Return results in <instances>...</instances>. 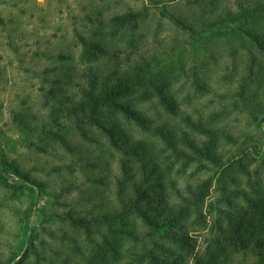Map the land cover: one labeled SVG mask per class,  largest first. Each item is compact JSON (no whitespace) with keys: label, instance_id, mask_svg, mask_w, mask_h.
I'll use <instances>...</instances> for the list:
<instances>
[{"label":"rangeland","instance_id":"rangeland-1","mask_svg":"<svg viewBox=\"0 0 264 264\" xmlns=\"http://www.w3.org/2000/svg\"><path fill=\"white\" fill-rule=\"evenodd\" d=\"M233 3L234 0H0V160L26 172L45 193L43 196L35 186L23 184L11 170H7L8 184L0 178V260L12 254L15 261L19 260L31 232L36 236L39 257L29 254L24 264H85L90 259L118 264L124 260H116L102 247L99 233L92 235L95 244L89 243L81 229L55 218L56 214L72 212L91 219L117 205L119 153L88 120L83 124V136L71 121L56 126L50 119L51 107H58L49 93L55 78L63 77L67 69L78 76L85 66L108 65L105 55L89 62L81 58L79 38L101 45L124 66L140 56L158 60L154 72L159 81L168 87L180 111L194 120L208 123L211 113L227 111L216 126L229 132L234 142L221 141L218 149L224 159L247 155L252 160L251 173L258 171L251 180L264 193V122L252 123L245 107L233 110L230 106L238 82L246 74V51L234 37L210 31L196 35L170 19L171 15L182 18L199 31L201 22L211 25L225 8H233ZM129 11L137 17L108 24L110 17ZM257 27L264 30V22ZM258 60L264 67V57L258 55ZM196 82L204 90L197 89ZM260 84L256 101L264 102V80ZM136 106L154 120L182 124L154 98ZM111 120L131 139L146 136L120 114L111 116ZM58 135L65 137L72 152L59 142ZM213 172L209 162L199 161L178 176L181 182L192 184L212 176L203 209L205 221L186 223L194 248L186 250L169 244L182 264H193L196 256L215 244L217 211L212 206H225L218 202ZM239 186L251 191L243 176ZM133 222L137 230H145L140 221ZM41 226L52 230L53 236ZM117 241L114 244L120 256L128 253L125 251L132 242ZM224 264L255 262L251 256L237 253Z\"/></svg>","mask_w":264,"mask_h":264},{"label":"trees","instance_id":"trees-1","mask_svg":"<svg viewBox=\"0 0 264 264\" xmlns=\"http://www.w3.org/2000/svg\"><path fill=\"white\" fill-rule=\"evenodd\" d=\"M135 17L136 13L129 11L110 17L108 24ZM170 19L189 33L200 35L210 31L214 35L234 37L239 42L247 53L248 64L230 106L233 110L245 107L249 121L263 123L264 102L256 100L262 87L260 83L264 80V67L258 60V55L264 57V30L257 27L264 22V0H234L233 8H225L211 25L201 22L199 31L182 18L171 15ZM79 39L81 58L85 57L89 62L96 60L98 55H105L108 65L103 68L85 66L78 76L67 69L63 77L55 78L49 93L57 100L58 107H51L50 119L56 126L71 121L83 136H86L83 124L88 120L101 130L119 153L120 174L115 184L117 205L91 219L74 216L72 212L56 214L55 218L81 229L89 243L95 244L92 235L99 233L102 247L116 260L124 259L118 264H182L170 245L186 250L194 248V238L187 231L186 223L189 220L199 224L205 221L203 209L209 197L212 176L195 184L181 182L178 176L189 165L207 161L214 168L218 202L225 207L212 206L217 211L215 244L196 256L193 264H224L237 253L251 256L255 264H264V193L258 191L253 182L258 171L254 169L251 173L249 164L252 160L247 155L224 159L218 149L221 141L234 142L229 132L216 126L217 120L227 111L211 113L208 123L194 120L180 111L168 87L159 81L158 73L154 72L158 60L140 56L124 66L116 55H110L101 45ZM195 85L204 90L199 82ZM153 98L171 118L179 117L182 124L154 120L137 108L136 103ZM54 112L59 114L54 115ZM115 114L122 115L146 136L131 139L123 134L111 120ZM58 140L69 152L73 151L63 135H58ZM7 170H11L23 184L35 186L40 194L45 195L42 185L34 178L17 166L0 160V178L4 184L10 181ZM241 176L246 178L251 191L239 186ZM134 219L140 221L144 231L136 229ZM41 229L53 236L49 228L41 226ZM35 239L34 232H31L23 256L15 261L16 256L12 254L6 260H0V264H24L29 254L38 258ZM117 240L132 242L125 251L128 253L123 256L115 248ZM85 264L106 263L90 259Z\"/></svg>","mask_w":264,"mask_h":264}]
</instances>
